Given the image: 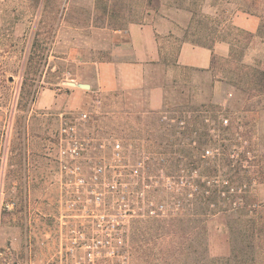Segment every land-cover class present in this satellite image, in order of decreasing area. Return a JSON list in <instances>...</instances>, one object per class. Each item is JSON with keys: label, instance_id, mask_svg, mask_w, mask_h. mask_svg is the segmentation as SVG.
I'll list each match as a JSON object with an SVG mask.
<instances>
[{"label": "rangeland", "instance_id": "rangeland-1", "mask_svg": "<svg viewBox=\"0 0 264 264\" xmlns=\"http://www.w3.org/2000/svg\"><path fill=\"white\" fill-rule=\"evenodd\" d=\"M243 3L0 0V264H60L74 230L99 235L108 226L101 216L109 214L119 220L117 252L124 258L102 257L99 264H264V95L257 93L264 42L233 29ZM257 10L264 17V0ZM132 23H152L167 33L162 43L168 66L183 42H231V53L216 57L207 71L181 70L165 80L160 113L148 109L145 91L91 97L75 112L35 107L46 89L64 93L68 81L91 74L93 63L109 57L115 31ZM67 125L74 136L64 133ZM233 125L244 138L238 147L224 132ZM217 129L226 139L222 147L235 151L232 158L245 154L244 161L222 162L221 169L236 167L240 177H251L249 204L236 215L247 214L251 222L235 226L237 246L225 213L205 225L201 219L192 223L184 203L170 212L173 203L164 198L161 216L143 220L141 198L153 189L139 177L140 165L119 163L125 150L151 162L166 155L196 179L200 171L191 173L185 159L188 143L196 132ZM101 156L110 165H97ZM113 179L120 183L111 185Z\"/></svg>", "mask_w": 264, "mask_h": 264}, {"label": "trees", "instance_id": "trees-1", "mask_svg": "<svg viewBox=\"0 0 264 264\" xmlns=\"http://www.w3.org/2000/svg\"><path fill=\"white\" fill-rule=\"evenodd\" d=\"M242 1L244 3L241 4L236 11L258 15L259 12L257 8L261 0ZM259 17L261 18V24L256 33H251L238 27H233V29L237 30L238 33L245 34L246 38L250 40L259 37L261 41L264 42V17L261 14ZM203 45L209 47L214 46L207 44ZM257 76H259V88L257 89V93L264 95V71L259 72ZM155 112L160 113L161 110ZM224 121L228 124L226 119ZM217 131V134H211L209 131H203L201 133L196 132L197 139H194L192 142L189 141L188 143L190 149L186 152L185 159L189 161L191 173L192 171H200L196 179L193 178L192 174L189 175L186 173L189 167L184 166L180 168L178 162L177 164L173 163L162 153L161 155H164V158L159 159L157 162H151L150 159L149 161L145 159L139 160L138 154L129 153L125 150L119 157V163L123 165L121 163L124 162L125 166L133 167L140 165L139 177L144 179V185L146 187H151L153 189L151 192L147 190L148 193L143 196L144 199L141 198V201L144 202L146 206L142 214V216L146 218H143V220H152L161 216L163 206H160L161 203L159 201L164 198L170 199L169 201L173 203V205H171L173 211L170 212H175L176 209H178V211L182 210L184 203L186 207L185 211L189 214L192 223L201 219L205 225L210 218L225 213L228 217L226 227L231 243L237 246L238 234H236L237 228L235 226L245 223L248 225L249 222H251V218L248 219L249 215L247 214L240 217L236 216L239 209L249 204L247 185H249L251 177H240L239 169L236 167H230V171L221 169L224 167H222V162L226 163V166H229L231 162L235 161L239 163L245 160L243 159L245 154L241 153L239 155L240 158L237 160L232 158L235 151L230 150L228 145H225L224 148L222 147L221 141L223 142V140L226 139L223 138L222 130L217 129ZM224 132H226L227 136L229 134V138H227L229 141L236 139L237 147L244 139L240 134V128L234 125L231 128L225 129ZM193 143L196 145L192 146ZM210 148L212 151H209ZM214 151L215 153H213V155L206 156V153L210 154ZM106 159L105 156L97 158L96 162H99L97 165L101 163L103 165H110L109 161ZM166 163H170L171 165L167 167ZM161 165L163 167H158ZM127 174L131 175V172ZM160 177L161 179H159ZM118 182L119 180L115 179L109 181L111 185L117 184ZM155 184H159V186L155 187ZM183 214L185 213L183 212ZM203 229L205 230L206 227L204 226ZM253 240V237L249 239L252 243Z\"/></svg>", "mask_w": 264, "mask_h": 264}, {"label": "crops", "instance_id": "crops-1", "mask_svg": "<svg viewBox=\"0 0 264 264\" xmlns=\"http://www.w3.org/2000/svg\"><path fill=\"white\" fill-rule=\"evenodd\" d=\"M233 24L245 31L256 33L260 18L239 12ZM167 35L152 23H132L125 30L115 31V40L109 49V57L93 63L91 74H78L68 82L88 84L90 89L70 86L65 89H46L36 101L37 109L62 108L75 112L82 109L91 97L114 96L119 92L147 94V107L160 111L165 102V80L181 70L207 71L215 57L227 58L231 53L228 42H217L213 47L183 42L176 53L175 63L164 62Z\"/></svg>", "mask_w": 264, "mask_h": 264}, {"label": "built area", "instance_id": "built-area-1", "mask_svg": "<svg viewBox=\"0 0 264 264\" xmlns=\"http://www.w3.org/2000/svg\"><path fill=\"white\" fill-rule=\"evenodd\" d=\"M74 130V127L70 125L63 127V131L67 136H74ZM117 148H120V144H117ZM83 182H86V180H83ZM108 216L109 219L101 216L102 223L105 222L108 226L105 230L102 229L103 233H99V235L87 237L85 233L74 230L71 246L66 249L65 255L64 251H61L62 258L65 257V259L60 261V264H99L100 261L98 260L102 257L109 258L110 261H116L119 257L123 259L124 256L117 252L121 248L120 243L122 240V235L118 234L119 220L114 214ZM80 253H82V256L79 257L78 254ZM68 254L72 258H69ZM124 263L125 261H123Z\"/></svg>", "mask_w": 264, "mask_h": 264}, {"label": "water", "instance_id": "water-1", "mask_svg": "<svg viewBox=\"0 0 264 264\" xmlns=\"http://www.w3.org/2000/svg\"><path fill=\"white\" fill-rule=\"evenodd\" d=\"M67 84L70 86H78L83 89H90V86L88 84H76L75 82H67Z\"/></svg>", "mask_w": 264, "mask_h": 264}, {"label": "clouds", "instance_id": "clouds-1", "mask_svg": "<svg viewBox=\"0 0 264 264\" xmlns=\"http://www.w3.org/2000/svg\"><path fill=\"white\" fill-rule=\"evenodd\" d=\"M207 11V10H206Z\"/></svg>", "mask_w": 264, "mask_h": 264}]
</instances>
